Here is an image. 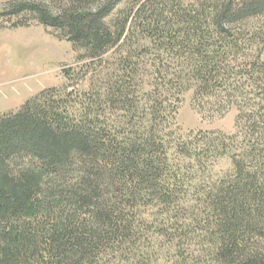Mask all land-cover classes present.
Returning a JSON list of instances; mask_svg holds the SVG:
<instances>
[{
    "label": "trees",
    "instance_id": "obj_1",
    "mask_svg": "<svg viewBox=\"0 0 264 264\" xmlns=\"http://www.w3.org/2000/svg\"><path fill=\"white\" fill-rule=\"evenodd\" d=\"M123 1L62 0L52 7L40 0H8L0 11L10 16L34 14L41 23L61 29L92 58L102 61L112 48L125 53L117 61L122 79H127L110 80L104 91L110 104L117 100L121 110H141L145 121L133 125L135 111L122 123L134 128L127 133L129 139L106 126L92 127L88 119L100 121L102 115L91 110L93 104L48 98L49 91L65 88L44 90L18 110L1 115L0 264H95L99 247L127 237L134 228L131 207H141L132 205L135 196L156 191L157 199L159 188L172 198L176 188L170 189L163 179L161 166L169 165L167 148L177 126L180 96L190 89L203 106L220 114L239 106L237 126L244 118L249 121L251 136L244 146L232 152L224 140L236 134L207 132L220 139L204 142L209 134L199 131V151L191 150L190 156L231 153L235 177L213 191L214 211L221 221L218 250L227 264H264V167L259 162L258 169L250 167L251 153L256 158L264 153L259 115L251 114V83L253 97L259 100L255 102L264 106V87L259 84L263 49L254 50L251 58V37L238 25L263 15L264 0H136L128 15L113 24L108 18ZM155 8L173 17L146 15ZM180 12L188 14L180 18ZM140 33L146 36L136 48L139 55L156 47L177 58L169 61L161 53L152 60L155 70L143 78L139 91L147 97L135 101L127 89L132 73H140L145 64L132 51V37ZM172 63L183 69L169 72ZM109 180L118 182L116 199L104 190ZM130 184L135 193L129 192ZM254 235L259 237L252 244Z\"/></svg>",
    "mask_w": 264,
    "mask_h": 264
},
{
    "label": "rangeland",
    "instance_id": "obj_2",
    "mask_svg": "<svg viewBox=\"0 0 264 264\" xmlns=\"http://www.w3.org/2000/svg\"><path fill=\"white\" fill-rule=\"evenodd\" d=\"M7 1L0 0V11ZM40 1L52 7H58L62 2V0ZM135 2L136 0H124L118 4L109 16V21L114 24L115 21L123 19ZM157 9L151 10V13L146 15H153L155 19L161 14L168 19L173 17L171 13L160 12ZM179 14L181 18L188 13ZM172 22L174 27L179 26L176 21ZM241 24L243 31L251 37V58L254 50L263 49L264 60V14L238 23L239 26ZM145 36L146 34L140 33L132 37V42H136L135 49L132 50L133 54L140 56L139 60L145 63L140 66V73H132V85L127 89L130 97L135 101L147 97L142 91L139 93L140 86L143 84V78L151 75L155 70L151 65L152 60L162 53L155 47L146 52V55H139L136 48L143 43L140 39ZM125 49L128 50L127 47ZM114 50L115 48H112L101 56V61L100 58L90 57L87 49L75 47L61 29L41 23L34 14L23 13L19 16L0 14V116L18 110L26 101L44 90L65 88L49 91L48 98L60 101L66 99L70 105H75L81 99L93 104L91 110L100 111L102 115L100 121L92 116L88 119L92 127L106 126L112 133L120 137L125 134L129 139L127 133L134 128L122 123L130 120L136 110L129 111L128 108L121 110L119 107L123 106L117 100H112L110 104L108 95L104 91L110 80L127 79V77L122 79L124 73L117 61L120 55L125 53ZM137 56L135 59H138ZM162 56L167 57V54L162 53ZM176 58L167 57V60L173 61ZM171 65L172 69H167L169 72L183 69L176 64ZM184 67L185 70L188 68L187 65ZM260 77L262 80L259 84L263 88L264 71ZM254 93V84L251 83V114L258 112L257 127L264 144V106L255 102L257 99L253 97ZM180 97L182 101L179 103L176 116L177 126L172 128L173 134L167 148L169 165L161 166L163 179L169 184L170 189L176 188L174 195L169 198L168 194H163L157 188V199L156 191H149V195L142 192L135 196L136 202L132 205L141 207H131L130 218L134 228L127 237L111 239L110 242L99 247L94 254L97 258L92 260L95 264H227L224 254L218 250L220 245L217 243L219 241L217 235L220 234L221 221L214 211L213 191L234 179L236 166L231 153L220 157L213 155L196 158L190 156V151L193 149L199 151L200 146L196 147V145L200 141L195 138L199 131L206 135L209 134L207 132L212 131L229 136L236 134L235 138L224 140L228 148H231L232 152L235 151L244 146L251 136L248 129L249 121L244 118L237 126L239 106L231 105L226 113L220 114L216 109L203 106L195 98L193 89L181 94ZM135 114L133 125L136 122L139 126L145 123L141 110H137ZM257 136L258 134L255 135ZM205 137L204 142H217L220 139H217L216 134ZM183 142L185 147L182 145ZM254 155L251 153V169H258V165L264 167V153L261 158H256ZM257 162L259 164L256 166ZM262 171L264 172V169ZM117 183L109 180L103 185L108 197L112 195L116 199ZM135 191V186L130 184L129 192L132 194ZM210 191L212 196L209 194ZM138 192L139 190L136 193ZM161 195L165 199L160 200ZM256 237L259 236L254 235L251 239L252 244ZM261 244L264 247V242Z\"/></svg>",
    "mask_w": 264,
    "mask_h": 264
}]
</instances>
